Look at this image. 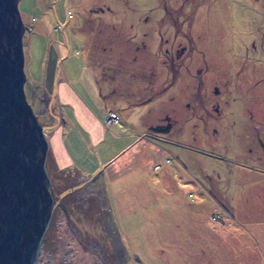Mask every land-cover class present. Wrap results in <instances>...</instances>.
I'll return each instance as SVG.
<instances>
[{"label": "rangeland", "instance_id": "rangeland-1", "mask_svg": "<svg viewBox=\"0 0 264 264\" xmlns=\"http://www.w3.org/2000/svg\"><path fill=\"white\" fill-rule=\"evenodd\" d=\"M19 9L25 91L39 121L59 127L48 95L65 68L83 74V96L97 113L119 116L104 125L99 154L78 156L85 175L76 164L65 169L71 185L98 172L77 194L89 217L69 214L71 227L57 210L55 248H44L42 259L94 264L99 240L115 264H264V0H20ZM178 13L189 20L178 29L189 39H175L170 24ZM175 42L187 48L184 58L166 55ZM200 69L205 92L238 85L219 120L212 107L204 121L187 107ZM52 111L59 115L55 102ZM170 122L171 141L145 138L150 126ZM60 180L55 187L66 186ZM75 223L96 236L89 250L80 247Z\"/></svg>", "mask_w": 264, "mask_h": 264}, {"label": "water", "instance_id": "water-1", "mask_svg": "<svg viewBox=\"0 0 264 264\" xmlns=\"http://www.w3.org/2000/svg\"><path fill=\"white\" fill-rule=\"evenodd\" d=\"M20 0H0V264H38L45 234L59 208L70 224L63 200L98 177L58 191L47 168L48 132L28 100ZM53 100L48 102V113ZM73 227V226H72Z\"/></svg>", "mask_w": 264, "mask_h": 264}, {"label": "crops", "instance_id": "crops-1", "mask_svg": "<svg viewBox=\"0 0 264 264\" xmlns=\"http://www.w3.org/2000/svg\"><path fill=\"white\" fill-rule=\"evenodd\" d=\"M81 75L83 74L79 71L71 72L68 71L67 68H65L64 73L62 69L59 70L57 86L54 93L48 95L49 98L51 97L53 102L58 105L60 116L59 127L54 129L49 136L51 149L47 160V166L50 173H56L65 169L70 170L73 165L76 164L80 170L77 169L79 174L85 175L83 172L86 169H82L84 168L80 164L82 162L77 161L79 158L78 156L88 158L91 152L99 154L100 151L98 150V146H100L103 141L107 140L105 137L104 125H114L116 121L119 120H109L110 114L115 113L114 111H109L107 113L103 111L104 116H101L99 112L97 113L91 107L83 96L85 92L83 83L78 80ZM83 82L86 85V89L90 91L89 95H94L95 99L98 100L96 92H93V90L91 91L89 88V79H83ZM100 96L101 94L99 97ZM65 108L69 109V113H65ZM100 109H103L102 104L100 105ZM103 118H105V120ZM76 125L80 127V130L77 129ZM115 136H121L120 132ZM78 144H82L83 147L79 148L77 146ZM94 146L95 148H93ZM99 159L100 162H103L100 157Z\"/></svg>", "mask_w": 264, "mask_h": 264}, {"label": "flooded vegetation", "instance_id": "flooded-vegetation-1", "mask_svg": "<svg viewBox=\"0 0 264 264\" xmlns=\"http://www.w3.org/2000/svg\"><path fill=\"white\" fill-rule=\"evenodd\" d=\"M193 8L195 9L196 7H192V11L191 12H194ZM164 13H166V16H170V11H168V9L166 7H164ZM180 14L181 13H178V15H179L178 18L177 19H172V22H171L172 24H170L172 26V28H173V32H174V30L176 31L175 32L176 33L175 34V39H177L178 36H180L183 39H189L188 36L180 35L179 32H178V29L182 30V28L186 25V22L189 21L188 19L187 20L185 19L183 22H180L179 21V18L181 16ZM190 22L191 23L189 25H190V28H191V25L193 23V19ZM176 42H178V41H176ZM176 42L173 44V48L171 49V51L170 52L169 51L166 52V55L167 56L169 55L170 58L172 57L173 59L174 58H184L185 55L187 54V48L185 46L178 45L179 47L176 49L175 48ZM191 55H192V53H190L188 57H190ZM170 68L168 69L170 71V74L172 73V74H175V76L176 75L178 76V73H179L178 69L179 68L176 69V70L173 67H170ZM203 74L204 73H203L202 69L196 71V76H197L196 78H197L198 83L196 85H194L193 91L188 96L189 103L187 104V107L188 108H192V104H193L194 105L193 109L195 108L196 115L201 116L199 118L202 119V121H204V119L207 118L206 115H207V113L210 112L209 108L212 107L214 113L216 114L215 115L216 116L215 120H217V119L219 120L221 118V116H222V106L221 105L228 103V98L230 97L231 91L237 90L238 85H235V87H234V85L232 83H230V85H228L230 88H228V89L225 86L223 87L222 90L219 87H214L213 91H211V92L206 91L205 92L206 82L204 81V79L202 77ZM250 81L251 80H248V83ZM231 86H233V87L231 88ZM214 98H216L215 101H214ZM208 118H211V117H208ZM149 129H150L149 132L145 134V138H147V139L154 138L156 140H161L163 142L164 141L165 142L171 141V139H168L167 137H165V136H168L169 133H171V131H172L171 130L172 129V123L171 122L170 123H166L164 125L162 124V125L150 126ZM214 131H215V133H217L216 130H214ZM249 139L250 138H249V135H248L247 136V142L249 141ZM196 141H198V140L194 139V143L199 145V143H197ZM173 144H180L181 147H184L186 149L193 150V151H196V152H198V151L203 152V150L200 149V147L196 146V145L190 146V145H184V143H178V142H175ZM258 145H259V148H261V149L264 148V143L261 140L259 141ZM248 151H249V153H253L254 152L251 149H249ZM263 151H264V149H263ZM210 152L211 151H209L208 156H210L212 158H216V159L221 160V161H225L227 163V165H230L228 163V162H230V163H233V165H235V166L242 165V166H245V167L246 166L250 167V166H248L246 164H243V163L239 162L238 160H231L230 158L224 157L222 155H216V154L210 153ZM257 156L259 157V160L262 159V155L258 154ZM198 166H199V169H200V165H198ZM250 168H253V167H250ZM73 183H77V182H73ZM82 189H79V191H81ZM78 197H79V195L76 196L77 200H79ZM64 205L67 208L68 214H71L69 212V209L71 207L67 203H64ZM78 207H79V209H81L79 204L75 205V209H77ZM57 209H59V208H57ZM72 209H73V211H75L74 208H72ZM61 213H63V212L61 211ZM77 221H80V220L77 219ZM74 225H76L77 228L75 227V228H72L73 230L72 229L71 230L74 231V233L76 235V238L78 240V243L80 244V247L82 249H84V250H89V245H87V244L88 243L90 245H92V243L94 244V242H92L91 239L95 238L96 236L94 234H92L91 232H89L88 230H81V228H79L78 223H75ZM48 241H49V238L45 237V241H44V244H43V248H42V252H41V256H40V259L38 261V264H84V263H81V262L72 263L73 261H69L67 259H60V260L54 261V262L51 261V260L50 261H44L42 259L43 249L44 248L47 249L50 246L55 248L54 244L46 245L45 242L48 243ZM93 241H95V240H93ZM96 246L98 248V251H100V253L98 255L101 257V259H99V261H97L94 264H115V262H111V261H109V259H107L108 252H107V250H105L104 245H103L102 242L97 240Z\"/></svg>", "mask_w": 264, "mask_h": 264}, {"label": "trees", "instance_id": "trees-1", "mask_svg": "<svg viewBox=\"0 0 264 264\" xmlns=\"http://www.w3.org/2000/svg\"><path fill=\"white\" fill-rule=\"evenodd\" d=\"M49 156V155H48ZM238 169V168H236ZM51 177H52V181L55 183V180L56 179H61L60 181H62L63 183L66 182V186L64 185V187L62 186H56L57 190H65L66 188L70 187L71 184H70V179H69V175L70 174V171L68 170H64V171H58L56 173H50ZM79 190L73 192L70 196L66 197L63 202L64 203H67L71 208L69 209V212L72 214L73 212L77 211L79 213H81V215H86V217H89L87 215L86 212L82 211L81 209H79V207L77 209H75V205H78L79 204V200L76 199V196L78 194ZM75 211H73V209ZM72 209V210H71ZM58 211H60L59 209H57ZM56 210V211H57ZM89 210V209H88ZM55 211V212H56ZM55 212L53 214V217H52V220L54 218V215H55ZM216 217V216H215ZM77 218L80 220V216H77ZM84 219H87L89 222H91L93 220V218H82L81 220H84ZM51 220V222H52ZM99 221V220H98ZM51 224V223H50ZM56 234H57V230L55 229V227H53L52 225L49 227L48 231L46 232L45 234V237L49 238V241L48 243L45 242L46 245H50L53 243V241H55V238H56Z\"/></svg>", "mask_w": 264, "mask_h": 264}, {"label": "built area", "instance_id": "built-area-1", "mask_svg": "<svg viewBox=\"0 0 264 264\" xmlns=\"http://www.w3.org/2000/svg\"><path fill=\"white\" fill-rule=\"evenodd\" d=\"M118 119H119V118H118V116H117L116 113H111V114H110V117H109V120H110V121L118 120Z\"/></svg>", "mask_w": 264, "mask_h": 264}]
</instances>
